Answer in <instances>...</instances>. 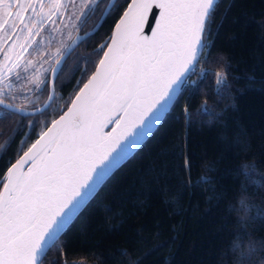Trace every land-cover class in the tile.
Masks as SVG:
<instances>
[{"label":"trees","instance_id":"16d2710c","mask_svg":"<svg viewBox=\"0 0 264 264\" xmlns=\"http://www.w3.org/2000/svg\"><path fill=\"white\" fill-rule=\"evenodd\" d=\"M129 1L116 0L119 7L74 48L48 108L0 121V179L67 108ZM106 3L89 13L80 32L94 26ZM208 26L201 60L213 74L182 85L153 132L106 178L39 264H232L233 248L264 240V0H217ZM205 57L215 63L205 64ZM215 73L224 74L219 86ZM47 94L31 93L34 106L28 108L40 106ZM204 104L210 111H199ZM243 197L252 208L247 214L237 205Z\"/></svg>","mask_w":264,"mask_h":264},{"label":"snow or ice","instance_id":"6c2138e0","mask_svg":"<svg viewBox=\"0 0 264 264\" xmlns=\"http://www.w3.org/2000/svg\"><path fill=\"white\" fill-rule=\"evenodd\" d=\"M100 3L79 0L77 15V0H0V30L4 32L0 38L4 44L0 50V121L31 115L28 106H34V100L30 94L49 87L54 91L70 50L82 39L71 30L64 35L65 30L82 26ZM216 4L217 0H132L128 4L110 43L96 50L103 52V58L95 71L83 87L76 84L79 91L71 107L46 126L0 179V264H38L96 186L151 133L187 76L195 73ZM113 7H119L116 0L104 9L101 20ZM145 26L150 35L145 34ZM58 32L59 47L41 54L44 34L48 33L51 46ZM204 63L215 61L205 57ZM78 69L79 62L70 76ZM87 71V67L82 70L81 82ZM212 74L211 69H200V79ZM215 77L217 86L223 83V73ZM52 99L49 95L48 100ZM199 111L210 109L204 104ZM113 124L111 132L104 131ZM24 162L27 172L20 170Z\"/></svg>","mask_w":264,"mask_h":264},{"label":"water","instance_id":"95a60500","mask_svg":"<svg viewBox=\"0 0 264 264\" xmlns=\"http://www.w3.org/2000/svg\"><path fill=\"white\" fill-rule=\"evenodd\" d=\"M132 2V0H130L129 2H128V4L129 3H131ZM110 3H111V0H108L107 1V3H106V5H105V7H104V9H106L109 5H110ZM128 4H127V6H126V8L124 9V11H126L127 10V7H128ZM104 9H103V11H104ZM102 11V12H103ZM124 11L121 13V15H120V17L118 18V20L116 21V23L114 24V26H113V29H112V32H111V34H110V37L112 36V34H113V32L115 31V26H116V24L120 21V18H121V16H123V13H124ZM154 11H156L157 13H158V9H154ZM102 14V13H101ZM149 19L150 20H152V23L154 24V20L152 19V17H151V13H149ZM102 21L103 20H101V15L99 16V18H98V20H97V22L94 24V26L91 28V29H89V30H87V31H85V32H80V29H81V27L82 26H80L78 29H77V31L75 32V34H74V36H78V37H82V39H78L77 40V43L75 44V45H73V47H72V49L70 50V52H69V55L71 54V52L74 50V48L82 41V40H84L86 37H88L89 36V34L91 35V34H93L98 28H99V26L101 25V23H102ZM145 34L146 35H150L151 34V31H150V29H148L146 26H145ZM110 37H109V40H108V43H110ZM105 51L107 50V47L105 46V49H104ZM68 55V56H69ZM200 56H201V52H200ZM68 58V57H67ZM103 58V52H102V55H101V57H100V59H102ZM99 59V60H100ZM99 60H98V62H97V64L96 65H98V63H99ZM95 69H96V66H95V68H94V70H93V72L95 71ZM92 72V73H93ZM92 73L89 75V77L92 75ZM88 77V78H89ZM88 78L85 80V82L84 83H86L87 82V80H88ZM49 79H50V82H51V73H50V71H49ZM80 87H83V84L80 86ZM182 87V86H181ZM78 91H79V89H78ZM77 91V92H78ZM77 92L75 93V95L73 96V98H72V100L75 98V96H76V94H77ZM179 94V93H178ZM178 94H177V96H178ZM49 95H52L53 96V99H54V96H55V89H54V91H52V89H51V87H49V89H48V94H47V97H46V99L44 100V102L40 105V106H38V107H36V109H40V111L39 112H36V111H34V108H28V110H29V112L31 113V115H34V114H38V113H40V112H42V111H44L46 108H48V106L51 104V102L53 101V99L52 100H48V96ZM176 99V98H175ZM174 99V100H175ZM72 100L70 101V103H69V105L67 106V108L61 113V114H59L56 118H54L53 120H58L59 119V117L61 116V115H63L64 114V112H66L67 110H68V108L69 107H71V102H72ZM174 100H173V102H174ZM45 102H47V105H46V103ZM172 102V103H173ZM172 105V104H171ZM170 105V106H171ZM170 106H169V108H170ZM169 110V109H168ZM167 112V111H166ZM166 112L164 113V115L166 114ZM164 115L161 117V119L157 122V124L156 125H154V127H153V130L156 128V126L159 124V122L162 120V118L164 117ZM29 116V115H28ZM47 126H51V122L47 125ZM113 127H115V124H113V125H111V126H109V127H106L105 129H104V131L105 132H111L112 131V128ZM46 130V127H45V129L43 130V131H45ZM153 130L151 131V133L153 132ZM150 133V134H151ZM149 134V135H150ZM149 135H147L146 137H145V139L140 143V144H138L137 146H136V148H134L133 149V151L132 152H130L111 172H110V174L116 169V168H118L123 162H125L139 147H140V145L148 138V136ZM40 138V134L35 138V140L30 144V146L37 140V139H39ZM29 146V147H30ZM28 147V148H29ZM27 148V149H28ZM27 149L25 150V151H27ZM24 151V152H25ZM24 152H22L9 166H8V168L9 167H11V165L12 164H15L19 159H20V157L21 156H23V154H24ZM7 168V169H8ZM21 171H24V172H27V170H28V164H27V162H24V165L22 166V168L20 169ZM109 174V175H110ZM7 175V170H6V172H5V176ZM108 175V176H109ZM107 176V177H108ZM106 177V178H107ZM106 178L99 184V185H97L96 186V188L94 189V191H93V193L89 196V198L84 202V204H82L81 206H80V208H78L77 209V211H76V213H74V215H73V219L75 218V216L80 212V210L85 206V204L90 200V198L95 194V192L98 190V188L101 186V184L106 180ZM3 188V185L1 186V189ZM72 219V220H73ZM71 220V221H72ZM70 221V222H71ZM70 222H69V224H70ZM69 224H67L66 226H65V228L69 225ZM62 232H63V230H62ZM61 232V233H62ZM61 233L60 234H58L57 235V238L61 235ZM57 238H56V240H57ZM55 240V241H56ZM49 248H46L45 249V252L44 253H42L41 254V256H40V258H39V262H38V264L40 263V261H41V259L43 258V256L45 255V253L47 252V250H48Z\"/></svg>","mask_w":264,"mask_h":264},{"label":"clouds","instance_id":"9594fccd","mask_svg":"<svg viewBox=\"0 0 264 264\" xmlns=\"http://www.w3.org/2000/svg\"><path fill=\"white\" fill-rule=\"evenodd\" d=\"M246 204L248 206L244 207ZM237 205L242 207L245 214L252 210L251 205L248 204V197L238 199ZM262 254H264V240L254 241L243 249L233 248L232 264H255V260H264V255Z\"/></svg>","mask_w":264,"mask_h":264},{"label":"rangeland","instance_id":"374dc122","mask_svg":"<svg viewBox=\"0 0 264 264\" xmlns=\"http://www.w3.org/2000/svg\"><path fill=\"white\" fill-rule=\"evenodd\" d=\"M107 1H108V0H107ZM80 6H81V5H79V0H77V7L74 9V11L77 13V15L79 14V8H80ZM10 11L15 12V9H11ZM2 15H3V10L0 9V16H2ZM69 30H71V31H72V34L74 35V33H75V31H76L77 29H75V30L67 29V30H65L64 35H67V32H68ZM3 37H4V32H3L2 30H0V38H3ZM44 37H45V45L40 49L41 54H43L44 52H50V53H51V52H54L55 49H56L57 47H59V43H58V41H59V39H60V33H59V32L56 33L57 42H56V43H53L51 46H48V45H47L48 33H45V34H44ZM3 48H4L3 40L0 39V50H2ZM27 58H28V59H36L37 57L29 56V57H27ZM0 60H2V57H0ZM202 61H203V60H201L200 63H198V64L196 65V71H195V73L193 74V75H194L193 78H194L195 76H197V75H200V69L203 68V66H202L203 63H202ZM46 66H47V64L45 63V67H46ZM36 67L39 68L40 65L37 64ZM41 70H42V69H41ZM192 80H193V79H192ZM189 83H191L190 80L188 81V84H189ZM183 85H184V84H183ZM44 129H45V128L43 127L42 130L39 132V134H40ZM30 144H31V143H30ZM30 144H29L28 146L24 147L23 152H24V151L30 146Z\"/></svg>","mask_w":264,"mask_h":264},{"label":"built area","instance_id":"2783aa9c","mask_svg":"<svg viewBox=\"0 0 264 264\" xmlns=\"http://www.w3.org/2000/svg\"><path fill=\"white\" fill-rule=\"evenodd\" d=\"M195 79H196V76L193 78V80H192V78L190 79V81H191V84H192V83H194ZM188 81H189V80H188ZM188 81H187L186 83H184V84H186V85H187V84H188ZM189 84H190V83H189Z\"/></svg>","mask_w":264,"mask_h":264}]
</instances>
